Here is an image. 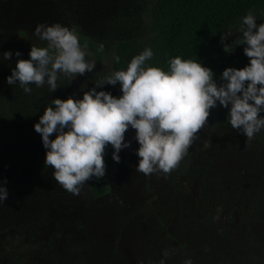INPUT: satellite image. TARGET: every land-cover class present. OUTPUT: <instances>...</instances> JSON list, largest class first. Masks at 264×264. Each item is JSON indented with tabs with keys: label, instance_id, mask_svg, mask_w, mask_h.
<instances>
[{
	"label": "rangeland",
	"instance_id": "1",
	"mask_svg": "<svg viewBox=\"0 0 264 264\" xmlns=\"http://www.w3.org/2000/svg\"><path fill=\"white\" fill-rule=\"evenodd\" d=\"M154 1L0 0V54L21 52L8 60L0 56V182L7 178L8 192L0 204V264H149L162 249L169 251L166 264H182L185 257L193 264H264V129L246 142L229 125L227 107L210 109L188 155L166 174L135 170L138 143L129 128L130 146L118 153L103 196L94 195L88 181L72 194L44 165L45 148L33 124L45 105L73 91L82 96L149 47ZM41 21L75 28L81 45L80 36H87L104 47L97 55L87 46L91 55L85 58L96 61L91 72L70 82L63 77L53 92L30 85L24 93L5 77L17 59L28 58L32 42L45 43L32 32ZM130 38L138 45L118 68L115 43ZM102 87L121 94L119 83ZM11 116L24 122L23 133L10 131Z\"/></svg>",
	"mask_w": 264,
	"mask_h": 264
},
{
	"label": "clouds",
	"instance_id": "2",
	"mask_svg": "<svg viewBox=\"0 0 264 264\" xmlns=\"http://www.w3.org/2000/svg\"><path fill=\"white\" fill-rule=\"evenodd\" d=\"M256 21L249 10L236 28L241 33L237 44H244L248 63L225 67L219 82L213 78V70L197 59L177 55L169 59L166 69L149 65L146 61L153 51L145 46L125 69L95 80L100 90L91 87L79 97L75 91L64 99L53 97L33 128L40 134L44 165L52 166L54 180L76 195L87 181L104 177L106 146H111V157L119 162L118 153L131 143L125 139L129 128L135 130L138 143L135 170L145 175L169 173L188 155L207 124L210 109L217 104L227 107L231 128L242 133L246 142L251 141L264 129V114H260L264 113V21ZM32 32L45 43H31L28 58L17 59L5 77L7 84H18L24 93L32 91L30 85H47L53 92L63 77L70 82L77 74L93 70L96 61L85 58L91 54L87 45L79 42L75 28L59 21H41ZM103 47V43L98 45L101 50ZM223 48L232 50L227 44ZM12 55L21 57V52L5 50L0 54L4 60ZM114 59L118 61L119 56ZM105 83H119L121 94L105 91ZM52 133L55 135L50 138ZM6 183L7 178L0 182V204L8 195ZM168 256L169 251L162 249L160 259L149 264H166ZM182 264H193V260L185 257Z\"/></svg>",
	"mask_w": 264,
	"mask_h": 264
},
{
	"label": "trees",
	"instance_id": "3",
	"mask_svg": "<svg viewBox=\"0 0 264 264\" xmlns=\"http://www.w3.org/2000/svg\"><path fill=\"white\" fill-rule=\"evenodd\" d=\"M249 10L257 24L264 21V0H155L150 9L152 39L149 47L153 56L146 63L166 69L169 59L177 55L182 59H197L213 70V78L219 82L224 67L239 68L248 63L244 44H237L241 33L236 28ZM229 30L235 35L230 43H225L221 38ZM80 40L99 55L100 49L93 39L80 36ZM224 44L232 50L226 52ZM137 45L136 38L117 41L115 56H119V60L114 59L115 66L124 67L127 56ZM9 122L11 132L25 131V124L18 117L11 116ZM111 153V146H106L105 176L88 181L96 196L106 195L110 190L109 173L114 163Z\"/></svg>",
	"mask_w": 264,
	"mask_h": 264
}]
</instances>
